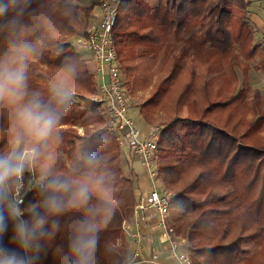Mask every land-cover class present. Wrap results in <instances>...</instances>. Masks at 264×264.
<instances>
[{
	"label": "trees",
	"instance_id": "obj_1",
	"mask_svg": "<svg viewBox=\"0 0 264 264\" xmlns=\"http://www.w3.org/2000/svg\"><path fill=\"white\" fill-rule=\"evenodd\" d=\"M72 1L0 0V61L24 50L26 76L22 100H0V155L15 145L16 150L35 147L39 155L31 173L39 177L48 167L56 175L84 180L93 189L89 207H102L103 216L119 215L122 206L114 199H122L121 190L131 195L136 174L124 176L115 134L94 128L107 120L102 104L86 96L97 91L96 74L66 40L82 24ZM248 6V0H156L153 5L122 0L113 29L126 87H146L158 73L144 106L169 115L159 131L158 172L175 193L170 222L187 240L191 264H264V96L250 83V64L240 58L242 53L247 60L264 56V43L255 42L258 29ZM83 8L88 18L93 6ZM236 66L243 69L241 86ZM50 80L76 91L81 100L71 94L59 103ZM33 100L59 116L51 135L39 143L17 118ZM184 107L187 115H181ZM89 154L96 158L92 165L83 159ZM39 199L33 188L22 207ZM84 214L72 211L49 220L40 251L33 253L35 264H60L57 249L69 242L65 224ZM10 237L11 225L4 243L20 251ZM246 242L258 250L245 255ZM110 253L96 247L93 264L114 263Z\"/></svg>",
	"mask_w": 264,
	"mask_h": 264
},
{
	"label": "clouds",
	"instance_id": "obj_2",
	"mask_svg": "<svg viewBox=\"0 0 264 264\" xmlns=\"http://www.w3.org/2000/svg\"><path fill=\"white\" fill-rule=\"evenodd\" d=\"M24 50L16 56L0 61V100L17 103L23 99L26 87ZM59 103H65L70 93L54 89ZM17 118L25 133L35 142H43L53 132L59 121L55 111L33 100L21 107ZM39 153L35 147L13 150L0 155V264H35L33 253L40 251V241L47 235L45 228L51 218L65 213L84 211V216L71 223L67 247L60 246L57 254L60 264H93L97 245V232L104 221L102 207L90 208L89 200L92 188L84 180L71 176L54 174L50 168L43 167L38 181L25 184L24 173L29 170ZM84 162L95 163L94 155H86ZM99 181L96 182L97 186ZM36 188L39 202L24 205V195ZM11 225V243L20 251L9 248L4 236ZM52 226L60 230L61 225L53 220Z\"/></svg>",
	"mask_w": 264,
	"mask_h": 264
},
{
	"label": "built area",
	"instance_id": "obj_3",
	"mask_svg": "<svg viewBox=\"0 0 264 264\" xmlns=\"http://www.w3.org/2000/svg\"><path fill=\"white\" fill-rule=\"evenodd\" d=\"M99 1L100 16L90 22L84 32L74 36L73 45L77 50L90 51V55L94 58L98 85L93 100L104 105L108 111L107 129L114 134L116 132L120 146L129 148L133 155L138 153L145 163L150 188L148 191L139 190L135 205L137 214L135 224L140 226L142 221L149 219V215L156 214L158 217L156 227L160 229V241L168 246L166 248L169 254V257L165 258L155 251L147 258V261L151 264H191V256L183 247L186 239L176 235L169 221L170 203L175 194L156 180L158 177L159 130L158 128L152 130L150 127L147 132H144L134 124L130 114L125 93L126 86L113 39V27L118 14L119 0ZM38 180L39 177L32 174L30 181ZM135 233L138 237L140 231L137 230ZM137 249L133 261H137V257L143 250L140 240Z\"/></svg>",
	"mask_w": 264,
	"mask_h": 264
},
{
	"label": "rangeland",
	"instance_id": "obj_4",
	"mask_svg": "<svg viewBox=\"0 0 264 264\" xmlns=\"http://www.w3.org/2000/svg\"><path fill=\"white\" fill-rule=\"evenodd\" d=\"M121 1L122 0H119L118 11L120 8ZM155 2H156V0H149V3L151 5H153ZM72 3L79 6L77 15H78L80 22L82 24L80 25V27L77 26L75 31L72 34H70L69 36H67L66 40L69 43H72L71 46L74 48V50H76L78 53H80L82 58H85L87 60L90 72L95 75L96 74V71H95L96 65H95V61H94L93 56L90 55V51H88V50H77L73 45V39H74V36L77 35L78 33L84 32V30L88 27L87 25H89L90 22L95 21L98 18V16H100L101 4H100L99 0H73ZM89 5L90 6L92 5L93 9L90 13V16L87 18V15L85 14V10L83 7L89 6ZM83 28H84V30H83ZM113 29H114V27H113ZM257 36H258V33L256 34V37H255L256 43L259 42V40H260L258 38L259 40L257 41V39H256ZM263 36H264V34L261 35L260 38H262ZM263 41H264V38H263ZM197 49H198V46H197ZM206 54L207 53H204V55H206ZM260 54L261 53H258L256 58H253L252 60H247V58L244 57L243 53L241 54V57H240L241 60L246 61L250 64V68L248 70L249 77H250V73L255 74V73H257V71L259 69L262 70L264 68V60H263L264 56L260 55ZM117 56H118L119 66H120L121 70L123 71L124 69H123V66L121 65V61L119 59L118 51H117ZM220 63H221L220 60H217L215 63H213V65H212L213 68L214 69L218 68ZM235 70H236V74L238 76V84H239V86H241L244 83L243 69L241 66H236ZM198 72H200V71L198 70ZM123 78H125V80H126L125 74H123ZM157 78H158V73H154L153 74V82L150 85L143 87V88L136 89V90H132L131 84H127V87L125 88V93L127 96L129 107H130V114H131L132 120H133L134 124L136 126H138L139 128H141V130H143L144 132H147L150 129V127L152 130H153V128H158V130L160 131L162 129L163 125L165 124V121L169 118L168 113L165 112L164 110L155 109V108L149 107L148 105L144 106V103L151 96V92L153 91V87H154L153 83ZM125 80H124V82H125ZM49 83L52 85L53 89H59V90H62L63 92L73 94V96L76 97L75 98L76 100H78V101L81 100V99L79 100L78 94L75 93L76 91L75 92H74V90L69 91L65 86H63V85H61L58 82H55L53 80H50ZM250 83L253 87L258 88L257 86H255L251 82V79H250ZM96 84L98 85V81L95 82V85ZM97 85H96V88H97ZM95 93H96V90L92 93H86V96L89 97L91 100H93V95ZM93 101H95V100H93ZM95 102H97V101H95ZM100 107H101L100 112L102 115H104V118L107 120V122H105V124L100 125V126L94 125V128L97 129L100 127V128H103V129L109 131L107 129L108 115H109L108 111L104 105H101ZM140 107L144 109L143 112L147 111V113H148L147 117L148 118H144V116L141 114ZM187 113H188V109H187V107H184V110H183L181 115H187ZM78 133H81V134L83 133V127L82 126L78 127ZM115 138H116V141L118 143V150H117L116 155L118 157V162H119L120 166L123 167V171H124L123 174L128 179H132L133 178L132 175L136 174V176L134 178L136 180V187L134 190L131 191V195H130L129 190H127L126 192L121 190L120 192L124 193V194H122V199H120V201H117V199H114L117 202L118 206H122L119 208L120 213H119V215L113 214L111 216L110 215L103 216L104 221L100 224L99 231L97 232V245H96V247L98 249H105V250L111 251L110 255L112 256V259L115 260V262L112 264H140L138 261L132 260L133 256H134L133 254H135V252L138 250L137 249L138 241L140 240L141 244H143L142 241H143V237H144V233L142 230H139V229H136L135 231L133 230V226L136 225L135 221L137 220L135 205L137 202V198L139 197L138 183L140 181V179H139L140 177H138L137 174L139 171H141V173H143L145 176H147V178H149V176H148V172L145 169V163H143L141 156L138 153H134V155H133L129 148L120 146L119 142L117 140L116 132H115ZM26 148H30V147H26ZM13 150H16V145L13 147ZM31 171H32V166L30 167L29 170H26L24 173V180H25L26 185L31 180V177L33 174V172L31 173ZM157 176L158 177L156 180H158L159 183L161 182L163 184V182L161 180V175L159 174V172L157 173ZM35 177H37V176H35ZM129 199H130L131 203L129 202ZM169 221H171L173 223V219L171 218L170 214H169ZM137 230L140 231V234L138 237L135 233ZM185 241H187V240H185ZM183 244H184L183 247L185 249H187V242H183ZM245 247H246L245 255H251L252 253L257 251L259 248V246H257L256 244H254L252 242H246ZM187 251H188V249H187ZM141 264H143V263L141 262ZM146 264H149V262L147 261Z\"/></svg>",
	"mask_w": 264,
	"mask_h": 264
},
{
	"label": "crops",
	"instance_id": "obj_5",
	"mask_svg": "<svg viewBox=\"0 0 264 264\" xmlns=\"http://www.w3.org/2000/svg\"><path fill=\"white\" fill-rule=\"evenodd\" d=\"M249 1V17L251 22L257 27L258 36L257 41L263 42V38H260L261 35L264 34V1L262 0H248ZM259 38V39H258ZM262 40V41H261ZM259 72V73H258ZM251 82L257 86L264 95V68L259 69L257 73H250ZM137 173V172H136ZM140 173V174H139ZM138 177H140V181L138 183V190L148 191L150 185L148 183V178L141 171L138 172ZM156 214L152 216L149 215V219L146 221H142L140 226H133V230L136 229L142 230L144 233L143 237V250H141L139 256L137 257V261L141 264H146L147 258L150 257L151 253L158 252L161 257L168 258V246L160 241V229L156 227L157 222ZM167 247V248H166ZM134 255V254H133ZM134 258V257H133ZM151 264V263H149Z\"/></svg>",
	"mask_w": 264,
	"mask_h": 264
}]
</instances>
